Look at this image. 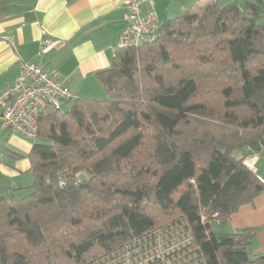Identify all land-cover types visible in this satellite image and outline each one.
I'll return each instance as SVG.
<instances>
[{"label": "trees", "instance_id": "obj_1", "mask_svg": "<svg viewBox=\"0 0 264 264\" xmlns=\"http://www.w3.org/2000/svg\"><path fill=\"white\" fill-rule=\"evenodd\" d=\"M95 76L107 98L45 111L33 184L0 196V264H107L158 232L174 264H264L255 229H215L264 190V0L184 12Z\"/></svg>", "mask_w": 264, "mask_h": 264}, {"label": "crops", "instance_id": "obj_2", "mask_svg": "<svg viewBox=\"0 0 264 264\" xmlns=\"http://www.w3.org/2000/svg\"><path fill=\"white\" fill-rule=\"evenodd\" d=\"M129 1L0 0V93L14 82L24 63H33L56 76L76 98L105 99L95 75L114 62L118 38L130 24ZM145 1L143 12L152 2L161 25L184 12L200 14L216 0ZM219 1L243 7L248 0ZM43 39L53 45L42 50ZM35 143L0 126V196L21 197L33 184L28 156ZM248 158L254 159L251 170L264 184V149ZM219 228L224 234L255 229L251 252L264 258V190Z\"/></svg>", "mask_w": 264, "mask_h": 264}, {"label": "built area", "instance_id": "obj_3", "mask_svg": "<svg viewBox=\"0 0 264 264\" xmlns=\"http://www.w3.org/2000/svg\"><path fill=\"white\" fill-rule=\"evenodd\" d=\"M145 0H130L128 3L130 21L127 29L118 38L117 49L138 48L157 40L160 20L150 2L147 13L142 10ZM43 36L46 31L42 32ZM53 45L50 39H43L42 50ZM76 97L72 91L63 86L56 76L46 72L42 65L24 63L20 74L14 82L0 93V126L26 139H38L39 121L45 111H59L64 104ZM245 165L254 168V159L247 158ZM65 186V183H61ZM154 242L142 245L143 248L129 250L124 257L107 264H174L175 260L166 258L173 246L166 247V237L160 232ZM143 244L142 241L139 242ZM157 251V254H151ZM144 256H143V255ZM179 264V263H178Z\"/></svg>", "mask_w": 264, "mask_h": 264}, {"label": "rangeland", "instance_id": "obj_4", "mask_svg": "<svg viewBox=\"0 0 264 264\" xmlns=\"http://www.w3.org/2000/svg\"><path fill=\"white\" fill-rule=\"evenodd\" d=\"M104 98H107V94H106V96ZM68 108H69V106L67 104H64L63 109H62V112H66L68 110ZM85 179H87V176H85V175H81L79 177V180L80 181H84ZM215 229L217 231L221 230L219 227H216Z\"/></svg>", "mask_w": 264, "mask_h": 264}, {"label": "water", "instance_id": "obj_5", "mask_svg": "<svg viewBox=\"0 0 264 264\" xmlns=\"http://www.w3.org/2000/svg\"><path fill=\"white\" fill-rule=\"evenodd\" d=\"M251 149L254 151V152H261L262 151V147L261 145L258 143V142H252L251 145H250Z\"/></svg>", "mask_w": 264, "mask_h": 264}]
</instances>
